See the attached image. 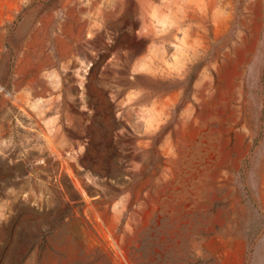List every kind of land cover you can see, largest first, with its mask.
Instances as JSON below:
<instances>
[{"label": "rangeland", "instance_id": "1", "mask_svg": "<svg viewBox=\"0 0 264 264\" xmlns=\"http://www.w3.org/2000/svg\"><path fill=\"white\" fill-rule=\"evenodd\" d=\"M0 264H264V0H0Z\"/></svg>", "mask_w": 264, "mask_h": 264}]
</instances>
